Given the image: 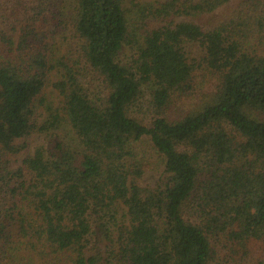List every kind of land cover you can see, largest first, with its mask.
<instances>
[{"label": "trees", "instance_id": "obj_1", "mask_svg": "<svg viewBox=\"0 0 264 264\" xmlns=\"http://www.w3.org/2000/svg\"><path fill=\"white\" fill-rule=\"evenodd\" d=\"M0 264H264V0H0Z\"/></svg>", "mask_w": 264, "mask_h": 264}, {"label": "rangeland", "instance_id": "obj_2", "mask_svg": "<svg viewBox=\"0 0 264 264\" xmlns=\"http://www.w3.org/2000/svg\"><path fill=\"white\" fill-rule=\"evenodd\" d=\"M71 1V0H70ZM231 8V7H230ZM224 10V9H223ZM221 10L218 12V15L221 16L223 13L229 14V9ZM219 18V17H218ZM72 37H74L70 30L61 32L57 35H50L52 44H55V49L57 52L62 53L63 51H66L69 49V42L72 40ZM78 40L74 41L77 43ZM58 47L60 49L58 50ZM126 54V53H125ZM123 56L122 58H125ZM88 74L90 76V79H93V77L96 79V74L91 70L88 69ZM97 80V79H96ZM211 89H199L188 92H182L180 95H176L175 101L173 102V105L171 106V113L174 117H180L183 115H186L187 113H190L194 110H197L201 107V105L204 103V101L211 95ZM147 96V95H146ZM148 98V96H147ZM145 100L143 103V107L146 110L145 116L148 118L149 115L154 114V111L151 110L148 106V100ZM47 99L49 101L54 102L55 104H59L60 96L58 93L48 90L47 92ZM149 121V120H148ZM60 135L63 137L62 133ZM52 135L47 134H36L33 135L27 139H22L21 142L26 141L28 144V149L26 151H33L34 147L42 144H47L49 140L53 137ZM64 138V137H63ZM68 139V138H67ZM25 151V152H26ZM138 151L140 156H144V158L147 161V164L149 166L145 178L150 182H155L159 178L165 175V168L163 161L160 157L157 156V154L153 151L151 148L149 142L147 139L143 142L138 143ZM25 152L20 155H9L7 159L9 160V165H12L13 167H17L20 164V161L22 157L24 156Z\"/></svg>", "mask_w": 264, "mask_h": 264}]
</instances>
